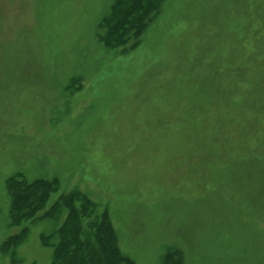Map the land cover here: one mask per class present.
Here are the masks:
<instances>
[{"label": "rangeland", "instance_id": "obj_1", "mask_svg": "<svg viewBox=\"0 0 264 264\" xmlns=\"http://www.w3.org/2000/svg\"><path fill=\"white\" fill-rule=\"evenodd\" d=\"M114 2L0 0V264H52L71 192L132 264H264V0H163L126 49ZM15 177L59 186L17 224Z\"/></svg>", "mask_w": 264, "mask_h": 264}, {"label": "trees", "instance_id": "obj_2", "mask_svg": "<svg viewBox=\"0 0 264 264\" xmlns=\"http://www.w3.org/2000/svg\"><path fill=\"white\" fill-rule=\"evenodd\" d=\"M163 0H115L110 13L101 22L100 39L107 47L126 49L140 43ZM11 213L17 224L30 220L44 210L51 195L59 189L57 179L24 181L15 177L9 181ZM67 210L66 221L58 232L59 242L53 245L52 264H132L122 254L116 233L107 213L99 216L98 206L87 197L71 192L61 195L43 217H53ZM87 218L89 234L83 222ZM11 239L7 244L10 247ZM15 242L17 240L15 239ZM6 247V250L9 248Z\"/></svg>", "mask_w": 264, "mask_h": 264}]
</instances>
